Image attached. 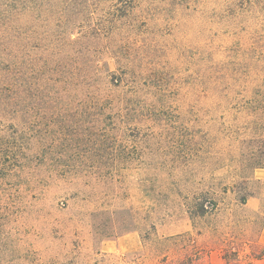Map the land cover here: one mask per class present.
I'll list each match as a JSON object with an SVG mask.
<instances>
[{"label": "rangeland", "instance_id": "obj_1", "mask_svg": "<svg viewBox=\"0 0 264 264\" xmlns=\"http://www.w3.org/2000/svg\"><path fill=\"white\" fill-rule=\"evenodd\" d=\"M4 1L0 264H264V0Z\"/></svg>", "mask_w": 264, "mask_h": 264}, {"label": "trees", "instance_id": "obj_2", "mask_svg": "<svg viewBox=\"0 0 264 264\" xmlns=\"http://www.w3.org/2000/svg\"><path fill=\"white\" fill-rule=\"evenodd\" d=\"M9 13H10V8H8L7 1L0 0V25L1 24L3 25L4 21H7ZM0 45H1V40H0ZM8 80H10V73L6 71L0 72V90L5 85H7ZM256 167H264V162L259 163V165ZM246 199H247L246 197H243V202H245Z\"/></svg>", "mask_w": 264, "mask_h": 264}]
</instances>
